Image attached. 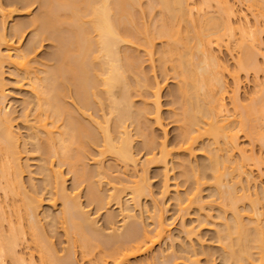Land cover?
I'll list each match as a JSON object with an SVG mask.
<instances>
[{
    "label": "bare ground",
    "instance_id": "obj_1",
    "mask_svg": "<svg viewBox=\"0 0 264 264\" xmlns=\"http://www.w3.org/2000/svg\"><path fill=\"white\" fill-rule=\"evenodd\" d=\"M147 1V6L143 8V0H11L9 4L16 7L10 9L12 8L10 6L9 10L6 11L5 8V10L3 9V4L0 0V12L2 10L5 11V13H0V16H2V21L0 22V46L9 42L8 28L6 26L8 20L6 22V19L11 17L16 10H20L18 7L27 8V10L35 5L39 7L33 16L30 17L28 15L30 19L28 23H15L14 26L11 24L13 26L11 33L13 38H22L25 34L24 31L26 32L25 29H28L27 27L29 26L30 28H35H33L34 30L31 28L35 32L32 39L30 38V45L25 46V49L12 46L8 48L7 53H2L0 47V192L3 193L2 196L0 194V264H7V261H11L10 264H18L16 262L23 264L26 254L21 251L20 253L24 255H19L18 247L22 244L24 245L25 237L29 236L28 234L31 235L32 239L30 245L32 242L31 246L33 247L30 248H34V250H31L32 254L34 251L37 252L36 255L39 254V264H73L70 258L73 259L75 257L72 253L76 254V248L80 249L76 250L81 252V258L87 260L88 264H128L131 258L148 252L156 243H159L158 241L164 235H167L168 227L170 228L168 225L170 224H166L167 220L165 219V221L163 218L165 211L163 212L164 209L161 208L165 205L160 206L161 203L158 205L155 202L157 206L155 205L154 207V212H156L154 216L155 214L156 216H152L156 226L151 229L153 231H149L147 223H145V216L143 218V213L146 210L142 206V198H148L147 195L152 191H150L152 183H149L150 176L147 175V168L149 169V165L154 162L164 163L167 167L168 157H171L170 155L173 154V151L172 149H167L169 146L166 145V139H163L161 143L159 139L157 142L156 139L158 137L154 139V134L152 136V131H149L152 128L150 129L146 122L148 120L147 117L151 113L153 114L154 112L158 117L160 115L161 101L157 83L156 89L152 88L154 90L152 93V98H154L153 107L149 105V101L147 103L148 99L146 98H144L146 100L143 101L142 105L136 104L138 100L136 101L135 97L137 95L146 97L148 94L145 93L146 91L150 93V85L153 83H151V77L149 78L146 76L147 74L145 75L146 71L144 72V69L142 71V66L144 65L141 59L145 57L142 56L141 58L137 54L139 51L135 52L132 49V45H135L136 49L137 46L145 47L143 50H145L146 54L149 52L151 57H153L154 46H156L154 43L159 39L164 42V46L160 47L161 52L159 53L161 70L168 74L167 70L170 68L172 70H170L171 73L173 72L179 84V99H176L177 111H175V121L179 123L178 126L180 125L181 143H179V147L185 149L186 153L187 150L191 151L188 152L193 156L195 152L193 149L194 146H198L196 145L198 140L204 137H207L208 140H206L207 142L205 140L202 142L201 140L205 144H200L201 149L202 147L204 148V153H207V156H205L207 157L206 163H203L200 167H195L192 166V161L183 162L181 159L183 162L181 164L184 166L183 170L180 169L182 171L181 175L185 177L186 183L192 182L195 184L193 185V187L195 186V192L193 190L192 193L196 197L195 201L198 200L199 204L197 203V207L198 205L200 207L206 205L204 203L206 200L200 199V186L203 189L204 184L202 183H208L207 181L205 182V179L212 181L210 185L213 184L212 196H214V199H211L214 201L211 199L210 201L213 204H219L221 212L218 211L220 213V220H218L222 221L223 219L222 222H215L219 226L215 230L218 238L216 239L219 241L218 243L222 244L220 248L223 249L224 263L264 264V191L263 193L260 192L262 195L260 193L258 195V191H254L256 194L254 193L255 197L253 198V190L250 187L251 180L248 181V178L247 180L245 179L248 186L244 188L247 190L241 191V189L244 190L243 187L240 188L238 186L242 181L241 176L249 174L245 168H247V165L249 166L248 162L251 161V156L239 146L240 134H242L241 136L245 135V138L248 136L249 140L253 141V144H251L252 150L256 145H254L255 142L258 145L260 144L261 150L264 149V85L261 87L257 83L260 90L258 88V91H255L258 93L254 94V98L251 97L250 101L248 100L250 102L248 104H242L239 95L240 73L252 72L254 75H258V72L261 73L264 70L263 66H261L262 64L259 65L260 62L257 57L260 54H258L259 50L254 47L256 46L254 45L256 41L260 42V37L258 38L257 36L259 33L255 32L256 30L254 32L251 30L253 26L249 25L253 24H248L249 22L243 26L241 25L240 28L238 27L241 21L238 22L239 25L235 23L236 20L234 21V18L238 12L235 7L233 8L234 5L229 0H199L198 3L196 2L197 0ZM213 2L217 4V7L212 5L214 4ZM243 2L250 8L247 7L250 11L249 13L253 12L256 19H258L256 22L260 23L259 20L264 19V0H243ZM211 6L214 9L217 8V10L215 9L216 12L209 11L212 8ZM143 13H145L144 17L147 13V15L151 16V19H156L153 26L149 23V25L142 23ZM143 21L146 22L144 19ZM238 28L240 32H237V36L236 30H239ZM257 28L259 27L257 26ZM47 41L55 43L54 46L56 47L55 51L49 54V60H52V64H44V68L39 66L41 69L36 68L37 72L34 68L37 64L33 66L32 63L31 65L32 58H30V55H34L36 46H40ZM224 42H226L225 44L232 42L229 47L232 48L233 46L235 51L237 49L240 52L239 55L237 54L238 52L236 53L238 58L236 57L235 70L233 69L231 71L232 74H229L235 81L233 90L228 86L224 75L227 72L225 70L229 69L226 66L228 64L223 63L226 64L223 65L220 55L218 56L216 52V48L221 47ZM140 48L138 49L140 50ZM8 61L14 64L18 70L19 68L21 69L19 71L24 74H20L22 75L20 77L29 79L33 98L31 97L32 100H27L22 118L25 117V120L28 121L29 115L33 113H29L28 107H32L30 110L34 111L35 121L33 122L35 123L30 125L32 132L30 131L31 133L29 134H32V136L27 135L31 137V140L34 139L33 142H36L35 150L44 154L45 161L43 162L51 166L48 167L46 164L44 166V163L40 162V165H43L42 167H46L43 170L45 173L43 175H46L47 181L44 183H47L48 187L50 186L49 184L54 182L56 188L54 184H51L56 191V193L54 191L55 195L53 196H55V200L60 199L63 204L60 213L52 218V223L59 221V223L61 222V225L59 224L60 227L65 225V229H63L66 230L67 243L71 245L70 251L68 247L66 258L58 255L52 241L49 239L50 236L48 237L51 232L49 234L47 232L49 229L46 230L48 227L46 226V228L43 225L45 223L42 224V219L38 213V209L41 208L39 204L41 203L42 205L38 195L40 193L37 192L38 194H35V191V196L31 194L36 189L35 185L33 186L31 183V188H33L32 191L29 190L31 193L28 195L29 192L23 181L24 166L20 162V154L24 151L21 152L22 142L20 143V141L23 139L21 137V140L19 135H17L19 131L16 133L14 130V117L8 110L9 96L5 92L6 84L3 83V78L1 77L5 72L3 66ZM228 72L231 73L229 70ZM17 79L19 81L22 80L21 78ZM259 83H262V81ZM228 88L233 94V98H231L234 104V114L233 111V116L230 114L232 117L228 114V103L225 101L229 92ZM152 98H149V100ZM70 100L72 103L68 102ZM76 105L78 106L76 107ZM158 117H156V120ZM158 120V122H162L160 117ZM151 126L153 127L152 123ZM139 137L143 138L141 140H143L145 147L150 152L153 151L151 149L154 148V145L156 149L157 143L162 145L161 150L159 149L161 151L159 158L153 156L151 159L149 157L150 159L147 160H150V163L144 159L146 164L144 162L142 164L140 160L142 165L137 162L139 161L137 159V157L139 158V153H137L138 150L137 152L134 150L137 144H134V142ZM27 140L28 142L31 141L28 138ZM22 146L27 147L26 143ZM95 147L100 148V150ZM93 148L97 149L98 153L95 169L89 168V164H87L89 162H87V159L92 156L91 149ZM25 150L27 151V149ZM262 151L264 152V150ZM236 153L237 156H235ZM105 154L116 157L117 159H114L115 163L121 160L126 164L132 163L133 166L134 164L137 167V164L143 166L140 169L141 175H139V171V174L136 173L138 177L135 178L136 175L132 171L134 174L131 175L134 176L131 177L135 179L130 176L128 178L123 176V179L116 177L118 181L120 179V183L118 185L113 183L115 181L114 177H111L113 173L109 174L111 170L108 171L109 167L107 165V169L105 168L103 157L100 156L102 159L99 157V155ZM189 154H186L185 158L187 155L191 157ZM259 158L261 161L263 160L261 156ZM53 159L58 161L60 168L59 166H54L55 169L53 168ZM186 159L184 161H187ZM41 160H43V157ZM48 160L51 162H48ZM262 164L264 165V163ZM61 165H67V169L69 168L73 172L76 179L75 189H78L82 183L88 185L89 202L97 204L99 209L96 208V210H103L107 206L109 208L113 202L116 207L119 206L118 209L121 212L119 213L122 215V220L119 223H123V225L121 224L123 229L120 228L115 215L111 212L106 216V221L108 222L106 223L112 229L110 233H106L104 228H100L97 225L99 220L94 216L95 214L91 215V213L85 211L86 209L83 208L84 204L79 199V194L74 196L68 191L67 180L64 178L65 174H63V170H60ZM136 166L134 167L136 169V171L134 169L135 172L138 171ZM124 167L126 169L129 168L128 165H124ZM43 171L41 168V172ZM165 172L164 175L168 174L165 178H169V173H167L166 169ZM119 177L122 178V176ZM165 178L164 180L167 181V178ZM31 182L35 183V181ZM105 182L107 183L104 187L109 185L106 192L101 187ZM167 186L168 183L165 187L169 191L170 188ZM166 188L162 189L164 194L165 192L166 194L169 193ZM249 190L252 192L250 193ZM238 193H240V196ZM164 194L162 195L164 196ZM250 194L253 196L250 197ZM178 195L179 192L175 197L177 201H175L178 209L179 207L182 209L181 205H184L183 203L188 195L185 193L186 196L184 197L186 198ZM3 196L4 198L2 199ZM126 196H128V200L124 202ZM249 197L250 204L246 201L250 205L249 210L251 209V213L246 211L249 212V215L246 213L248 215L246 220L243 216L245 212L240 210L244 209V207L242 205V208H240L239 202L246 198L249 199ZM188 198L190 201L193 199V197ZM241 204H244V202ZM9 208H12L11 211ZM186 208H184L186 210L185 213L189 209ZM137 209L141 211L135 212ZM184 209H182L183 212L185 211ZM109 210L107 209V211ZM104 211L106 212V210ZM227 211L231 213L232 216L229 214L231 217H228ZM119 213L116 215L119 216ZM139 213L140 216H138ZM46 216L44 215L43 217ZM49 217L51 216L46 218ZM46 218H44L45 221ZM207 219L205 218L206 221ZM139 220L141 223H139ZM199 222L201 223V219ZM47 223L49 224V222ZM192 244L190 245L192 246ZM192 247L193 249L196 248ZM186 251L191 253L192 249L190 248V251ZM187 252H181L183 257L185 256L184 254H188ZM194 252H192V255L195 258L197 254L194 255ZM202 252L206 251L202 249ZM160 253L164 257L166 256L163 251ZM190 255L188 254L185 258L191 261L193 256L189 259ZM32 256L34 257V255ZM180 256L179 258L183 259ZM214 256L212 255L210 259L208 258L209 263L212 264L211 257ZM27 257L29 258V256ZM33 257L29 258V261L26 260L27 263H25L26 261L24 263L38 264ZM164 257L162 256L161 258ZM75 259L74 261H77ZM152 259L154 261V257ZM196 259L195 261H197ZM171 260L172 258L168 261L171 262ZM21 261L22 263H20ZM138 261L135 260L137 264H143ZM177 261L174 263H177ZM162 263L169 264L164 260ZM145 264H150L149 259Z\"/></svg>",
    "mask_w": 264,
    "mask_h": 264
},
{
    "label": "rangeland",
    "instance_id": "obj_2",
    "mask_svg": "<svg viewBox=\"0 0 264 264\" xmlns=\"http://www.w3.org/2000/svg\"><path fill=\"white\" fill-rule=\"evenodd\" d=\"M11 0H1V2H2V4H3V9L5 8L6 9V11H8L9 9L8 8H10V6L12 7V8H10V9H14V7H16V6H12V4H9V2H10ZM194 1H196V0H194ZM198 1L199 0H197L196 2L198 3ZM147 0L145 1V0H143V8H145L146 6H147ZM215 2V1H214ZM213 2V3H214ZM229 2L232 4V5H234L233 6V8L235 7V10L238 12H236L237 14H236V17L234 18V21H235V23L237 24V25H239V21H241V23H240V25L238 26L239 28H240V26L242 25H245L247 22H249L248 24H253V25H249V26H253L252 28H251V30L254 32V30H256L255 32H258L259 34L257 35V33H256V35L258 36V38L260 37V39H259V41L260 42H257L256 41V44H254V45H256V46H254L255 48H257V50H259L258 51V59H259V65H261V66H263V68H264V21H262V20H264V19H262V20H259V22L260 23H258V21L256 22V20H258V19H256V16L254 15V13L253 12H251V13H249L250 11H249V7H248V5L247 4H245L244 2H243V0L242 1H240V0H229ZM243 2V3H242ZM230 4V5H231ZM9 5V6H8ZM213 6L215 5V7H217V4L216 3H214V4H212ZM231 5V6H232ZM145 6V7H144ZM212 7V6H211ZM249 9H248V8ZM18 8H20V10L18 9V10H16L15 12H13L12 13V15H11V17H9L8 19H6V22H7V20H8V22L6 23V26H7V34H8V40H9V42H7V43H5V44H2L3 45V47H2V45L0 46L1 47V52L2 53H7V51H8V48H10V47H12V46H16V47H21L22 49H25V46H29L30 44H29V42L31 43V39H32V36H33V34H34V32L35 31H33L31 28H30V26L29 27H27L28 29H25L26 30V32L24 31V35L22 36V38L21 37H19V38H17V37H15V38H13V36H12V31H13V29H12V27L14 26V24L15 23H28V21L30 20L29 19V16L31 17V16H33L36 12H37V10H38V8L39 7H37V5H35V6H33L32 8H28V10H27V8L26 9H23V7H18ZM23 10H22V9ZM4 9V10H5ZM30 9V10H29ZM210 9V8H209ZM212 9H214L213 7L209 10V11H214V12H216V10H217V8H215L214 10H212ZM239 10V11H238ZM1 11V10H0ZM251 11H253L252 9H251ZM2 12H4L5 13V11H3L2 10ZM2 12H0L1 14H2ZM0 14V15H1ZM29 15V16H28ZM144 15H145V13H143V17H144ZM2 16H0V22L2 21V18H1ZM151 16L148 14L147 15V13H146V16L143 18L144 20H146V22L145 21H143V19H142V23L144 22L146 25H149V24H151L152 26H153V24H155V21H156V19H151L150 18ZM152 20V21H151ZM18 21V22H17ZM245 22V23H244ZM149 23V24H148ZM257 23V24H256ZM11 24L13 25V26H11ZM247 24V25H248ZM144 25V24H143ZM145 25V26H146ZM150 25V26H151ZM257 26L259 27V28H257ZM238 28V29H239ZM255 28H257V29H259V30H257V29H255ZM262 28V29H261ZM31 32V33H30ZM240 32V29L239 30H236V34H237V36H238V33ZM11 36H12V38H11ZM31 36V37H30ZM239 36H240V34H239ZM21 38V39H20ZM31 38V39H30ZM11 40H13V41H11ZM258 40V39H257ZM10 43V44H9ZM50 43V44H49ZM51 43H53V42H50V41H47V42H44V43H42V45H38L39 46V48H38V46H36V50H35V53H34V55H30V58H32L31 60V65H32V63H33V66L34 65H36L34 68L36 69V68H44L45 67V65L46 64H52V60L50 61L49 60V54L50 53H52V52H54L55 51V43H53V44H51ZM226 42H224V43H222L223 45H221V47H217L216 48V52H217V54H218V56L220 55V59H221V61H223L222 62V64L223 63H226V64H228V65H226V64H223V65H226L227 67V69L231 72V71H233V69L235 70V63H237L236 62V60H237V58H238V55H239V51H237V49H236V51L234 50V48H233V46H232V48H233V51H232V48L231 47H229V44H231L232 45V42L231 43H227V44H225ZM255 43V42H254ZM14 44V45H13ZM156 46H154V50H155V52H154V55H153V57H151V55H150V53L148 52L147 54L149 55H147L146 54V52H145V50H143L145 47H142V46H140V47H138L137 45V49L134 47L135 45H132L133 46V50L135 51V52H137V51H139V52H137V54L142 58V56L143 57H145V58H142L141 60H142V63H143V65L144 66H142V71H143V69H144V72H145V75L147 76V77H151L150 78V80L152 81L151 83H153L152 85H150V93H148L149 91H146V93L145 94H148V95H146V97H144V96H142V95H140V96H138L137 95V97H135V100L137 101H135L136 102V104L137 105H142L144 102V100H146V99H148L147 100V103H148V101H149V105H152L151 107H153V105L154 104H152V102L154 101V98H152L153 96V92H154V90H152V88H154V89H156V83H157V86L159 87V95H160V97H159V99H160V107H161V109H160V115H159V117H160V120L162 121V122H158L159 120V117L158 116H156L155 115V113L153 112V114L151 113L148 117H147V119L148 120H150V121H146L147 122V125H149L148 127L151 129V130H149L150 132H151V134H152V136H153V134H154V139H156L157 137V142L160 140V143L161 142H163V139L165 140L166 139V145L167 146H169L167 149H172V151H173V154L172 155H170L171 157H168L169 159H168V163H167V167H166V164H162V163H160V164H162V165H160L159 164V162H154V163H151L148 167H149V169L147 168V172H148V176H150V186L152 187V189H150V191H151V195L149 194V195H147L148 196V198L147 197H143L142 198V206L144 207V209L146 210L144 213H143V218H144V216H145V220H146V222L145 223H147V228H148V230L149 231H153V230H151V229H154L155 228V224H154V222H155V220H153L154 219V217L156 216V214H155V216H154V213H156V212H154V207H155V205H156V203H158V205L160 204V206L162 205H165V206H163V207H161L162 209H164L163 210V212L165 211V213H163L164 214V216H163V218H164V220L167 222L166 224L168 225V223L170 224V225H168V226H170V228L168 227V231H167V235H164V237L163 238H161L160 239V241H158L159 243H156L153 247H152V249H150L148 252H146V253H143V254H141V255H139V256H135V257H133V258H131L130 259V261H128V264H137V262H135V260L136 261H138L139 263H143V264H145V263H147L148 262V259H149V262H150V264H156V263H158V264H161V262H163V260L167 263H169V264H172V263H174L175 261H177V263H174V264H211V263H209L208 261H209V259H210V256H214V254H216L214 257H211V260H212V264H223L224 263V260H223V249L222 248H220L221 247V243H218L219 241L217 240L218 238L216 237V228L217 227H219L218 225H216L218 222H222L223 221V219H222V221H219L220 220V217H219V215H220V213H218V211L219 212H221L220 211V207L218 206L219 204H216V203H214L213 204V202H211L210 201V199L212 198V199H214V196H212L213 195V184L212 185H210L211 184V182L212 181H209L208 179L206 180L205 179V182L207 181L208 183L206 184V183H202V184H204L203 185V189L201 188L202 186H200V194H201V196H200V194H199V196H200V199L201 200H203V201H205L204 203L206 204V205H203V206H199L198 205V207H197V203H198V200L197 201H195V198L196 197H194L193 195V190H194V187H193V185H195V184H193L192 182H189L190 183V185H189V183L187 182L186 183V179H185V177L183 176V175H181V170H183L184 168V166H182V164H183V162H191L192 163V166H201V165H203V163H206V161H207V157H205V156H207V153L205 152L204 153V148L202 147V149H201V145L200 144H205V143H202V142H204V140H205V142H207L208 140H207V137H204V138H202L201 140H202V142H201V140H198V142L196 143V145H198V146H194V149L193 150H195V152H194V154H193V156H191L190 154H189V152H191V151H189V150H187V153H186V150L185 149H182V148H180L179 147V143H181L180 142V130H179V126H178V122L177 121H175V115H176V112L175 111H177L176 109H177V100L179 99L178 97V95H179V84H178V80H177V78L174 76V74H173V72L171 73V69L169 68L168 70H167V73L168 74H165L166 72L164 71V70H161V65H159V64H161V63H159L160 62V60H159V57H160V52H161V49H160V47L162 46H164V42L162 41V40H157V42L155 41V43H154ZM5 45V46H4ZM22 45H23V47H22ZM227 45H228V47L231 49V51H230V49L227 47ZM258 45V46H257ZM223 46H225V47H223ZM52 47H53V49H52ZM27 48V47H26ZM138 48H140V50L138 49ZM159 48V49H158ZM38 49V50H37ZM221 49V50H220ZM157 50V51H156ZM218 50H220V51H218ZM256 50V51H257ZM144 52H145V54H144ZM235 52V53H234ZM238 52V53H237ZM143 53V54H142ZM238 55H237V54ZM33 54V53H32ZM36 54V55H35ZM36 56V57H35ZM155 57V58H154ZM237 57V58H236ZM158 58V59H157ZM35 59H36V61H35ZM43 60H45V61H43V63H42V61ZM145 60V61H144ZM159 60V61H158ZM39 61H41V62H39ZM48 61V62H47ZM10 61H8V62H5V64L7 63H9ZM38 62V63H37ZM51 62V63H50ZM35 63V64H34ZM4 65L3 67H4V71H3V68H2V71L4 72L3 73V76H1L2 78H3V83H5L4 85L6 86V88H5V92L6 93H8L7 95L9 96H7L8 97V102H9V104H8V110L12 113V115H13V117H14V119H13V126H14V130L16 131V133H17V131H19V133L17 134V135H19V138L21 139V137H22V141H20V143L22 142L24 145H25V143H26V148L24 147V146H22L23 144L21 143V154H20V162L22 163V165L24 166V172H23V178H24V182H25V186H26V188H27V190H28V192H29V194L28 195H30V191H32V188H31V183L33 184V186L36 188H34L35 190H33L32 191V195H34L35 196V194L38 192V193H40V194H38L39 195V199L41 200L40 202H42V205H41V203L39 204L40 206H41V208H40V206H39V208L40 209H38V213L40 214V218L42 219V224L43 223H45V224H43L47 229L46 230H48L49 229V231H47L49 234H50V232H51V234L50 235H48V237H49V239L52 241V243H53V245H54V247H55V249L57 250V252H58V255L59 256H61V257H63V258H66L67 257V252H68V247H69V251H70V247H71V245L69 244V243H67L68 242V237L65 235L66 233H65V231L66 230H64L65 228H64V226L65 225H63V227L61 226H59V224L61 225V222L59 223V221L57 222V221H54V223H52L53 221H52V218H54L56 215H58L59 213H60V211H61V209H62V207H63V204H62V201L60 200V199H57V200H55L56 198H55V196H53V195H55V193H56V191H55V184H54V182H53V184H54V187H52V185L51 184H49L50 186H48L47 187V183H44V182H46L47 180H46V178H45V176L46 175H43V173H44V171L43 170H45L46 169V167L44 168V167H42L43 165H40L41 163L40 162H42V163H44V166H45V164H46V162H43V161H45L44 160V154L43 153H41V152H37L35 149H36V142H35V145H34V142H33V140L34 139H32L31 140V137H29V136H32V134H29V133H31L32 131H31V129H30V125H32L33 123H35V122H33V121H35V116H34V111H31L30 110V108H32V107H28L29 108V111L26 109V111H28L29 113H32V115H29V117H28V121L27 120H25V117L24 118H22V116H23V114L22 113H24V110H25V104H26V102H27V100L29 101V99H31L32 100V98H33V95L31 96V86H30V83H29V79L27 78V79H25L24 77H20V76H22L24 73H21V71H19V70H21L20 68H19V70L15 67V65L14 64H11V62L8 64V65ZM43 65V67H42V65ZM45 64V65H44ZM234 64V65H233ZM10 66V67H9ZM40 66V67H39ZM232 67V68H231ZM40 68V69H41ZM262 68V67H261ZM39 69V70H40ZM231 69V70H230ZM17 70H18V72H17ZM37 70V69H36ZM171 70V71H170ZM228 70H225V71H227L228 72ZM163 71V72H162ZM168 71H170V72H168ZM23 72V71H22ZM37 72H38V70H37ZM226 72V73H227ZM225 73V72H224ZM224 74L225 75V79H226V81H227V84H228V86L231 88V90H233V87H234V85H235V81H234V78H232V76H230L229 74H232V72L231 73H227V74ZM20 74H22V75H20ZM173 74V75H172ZM18 75H19V77H18ZM143 75V74H142ZM227 75V76H226ZM259 75V76H258ZM258 75H254V73H252V72H249V73H247V72H242V73H240V79H241V81H239L240 83H239V95H240V97H241V102H242V104H248V102L250 101L249 99L251 98V97H253L254 96V94H256V93H258V92H255V91H258L257 89L259 88V90H260V87H259V85L262 87V85H264V70L260 73V72H258ZM143 77H144V75H143ZM15 78H16V80H15ZM17 78H21L22 80H18ZM176 78V79H175ZM28 80V81H27ZM260 80V81H259ZM19 81V82H18ZM257 81V82H256ZM262 81V83H259V82H261ZM21 82V83H20ZM159 83H160V85H159ZM259 85H258V84ZM257 85H258V87H257ZM7 89V90H6ZM147 90V89H146ZM149 90V89H148ZM228 90H229V92H228V94H227V98H226V102L228 103L227 104V106H228V108H229V110H228V114L230 115H232L233 116V114H234V104H233V100H232V98H233V94H232V92H231V90L228 88ZM8 91V92H7ZM152 91V92H151ZM33 94V93H32ZM253 94V95H252ZM29 95V96H28ZM144 95V94H143ZM147 96H148V98H147ZM150 96V97H149ZM30 97V98H29ZM32 97V98H31ZM138 97H141V98H138ZM232 97V98H231ZM144 98H146V99H144ZM149 98H152V99H150L151 100V102H150V100H149ZM254 98V97H253ZM70 99V98H69ZM177 99V100H176ZM24 100V101H23ZM72 100V99H71ZM68 101L69 103L71 102L72 103V101ZM249 100V101H248ZM252 100V99H251ZM73 101H75L74 99H73ZM76 102V101H75ZM250 103V102H249ZM75 104H77V103H75ZM78 105H76V107H77ZM227 108V109H228ZM25 111V112H26ZM231 111V112H230ZM232 111H233V114H232ZM157 114V113H156ZM230 115V116H231ZM231 116V117H232ZM152 117V118H151ZM156 117H158L157 118V120H156ZM174 118V119H173ZM24 119V120H23ZM152 119V120H151ZM153 119H154V121H153ZM25 121H27V123H25ZM150 122V123H149ZM151 123H152V125H153V127L151 126ZM161 123V124H160ZM15 124V125H14ZM28 124V125H27ZM264 124V123H263ZM27 125V126H26ZM28 126H29V128H28ZM264 126V125H263ZM264 128V127H263ZM28 129H30V130H28ZM163 130V131H162ZM31 131V132H30ZM165 131V132H164ZM155 132V133H154ZM166 133V134H165ZM24 134V135H23ZM29 136H28V135ZM242 134H240V138H239V143H240V145L239 146H241L243 149H245L246 150V152H247V154L248 155H250L251 157H250V160L251 161H249L248 162V164H249V166L247 165V168H245V170L246 171H248V173L249 174H243V177L241 176V180L243 181V179H244V181L242 182L241 181V183H239L238 184V186L241 188V187H243V189L244 188H246L247 186H248V183H247V178H248V181H250V183H251V185H250V187H252L251 188V190H253V192L252 191H250V193L252 192V194L254 195H252V194H250L249 196L250 197H252L253 196V198L255 197V192L256 191H258L257 192V194L259 195V193L261 192V193H263V191H264V165L262 164V163H264V154H262V153H264L262 150H264V149H262L261 150V146H260V144L258 145V143L257 142H255L254 143V145L256 144V145H258V146H254L253 148V150H252V148H251V144H253V141H251V139L249 140V137L247 136L246 138H245V135H243V136H241ZM167 136V137H166ZM135 137H138V136H135ZM134 137V138H135ZM156 137V138H155ZM26 138V139H25ZM27 138L29 139V140H31V141H29L28 142V140H27ZM141 138L142 137H139V138H136L135 139V142H134V144H136V149H134V150H136V152H137V150H138V152L137 153H139V158L137 157V159H139V161H137L139 164H140V160L142 161L141 163L142 164H146V162L147 161H149V163H150V160H147V159H150L151 157L153 158V156L154 157H158L159 156V154H160V150H161V147H162V145L159 143H157L156 141H155V143H157V146H156V149H155V145H154V148L153 149H151V150H153V151H151L150 152V150L149 149H147V147H145V145H144V142H143V140H141ZM140 139V140H139ZM143 139V138H142ZM159 139V140H158ZM241 139V140H240ZM207 140V141H206ZM24 141H27V142H25L24 143ZM142 141V142H141ZM251 141V142H250ZM31 142V143H30ZM32 142H33V144H32ZM250 142V143H249ZM154 143V144H155ZM28 144H29V146H28ZM143 145H144V147H143ZM159 145H161V146H159ZM205 146V145H204ZM24 147V148H23ZM134 147V148H135ZM158 147H160V148H158ZM240 147V148H241ZM95 148H97V147H95ZM95 148H93V149H91V154H92V156H90V158H88L87 159V164H89V168H91V169H95L96 168V159H97V157H98V153H97V149H99L100 150V148H97V149H95ZM197 148H199V149H197ZM258 148H260V149H258ZM25 149H27V151L25 150ZM160 149V150H159ZM257 149V150H256ZM29 150V151H28ZM149 150V151H148ZM255 150V151H254ZM155 151V152H154ZM189 151V152H188ZM94 152V153H93ZM142 152V153H141ZM146 152H148V153H146ZM238 152V151H237ZM41 154L43 155L42 157H43V160H41ZM186 154H189L191 157H192V159H191V157H189L188 155H187V157L186 158H188V159H186L185 158V155ZM239 155V154H238ZM100 156H102L103 157V159L100 157ZM142 156V157H141ZM235 156H237V153H236V155ZM253 156V157H252ZM258 156V157H257ZM259 156H261L262 158H263V162L261 161V159L259 158ZM40 157V158H39ZM99 157L103 160V164L105 165V168H106V165H107V167H109L108 168V171L109 170H111V171H109V174L111 175V173H113L112 174V176L111 177H114L113 179H115V181L113 182V183H117V185H118V183H120V179H123V176H125L124 178H128L129 176L131 177V176H134V175H136V177L135 178H137L138 176H137V174H139L138 172L140 171V174L139 175H141V168L143 167V166H140V165H142V164H137L138 165V167L134 164V166H133V164L132 163H130V164H126V163H123L121 160H120V162H117V163H115V160L114 159H117L116 157H114V156H112V155H99ZM150 157V158H149ZM93 158V159H92ZM94 158H95V160H94ZM151 158V159H152ZM159 158V157H158ZM237 158V157H236ZM239 158V157H238ZM252 158H253V160H252ZM101 159H99V160H101ZM144 159H145V161H144ZM183 160V162H182V160ZM187 160V161H184V160ZM254 159H256V160H254ZM260 159V160H259ZM54 160V161H53ZM52 161H53V168H54V166L55 167H58L59 166V168H60V165L58 164V161L56 160V159H53ZM180 160V161H179ZM189 160V161H188ZM56 161H57V163H56ZM98 161V160H97ZM179 161V162H178ZM196 161H198V162H196ZM204 161V162H203ZM260 161V162H259ZM48 162H51V161H49L48 160ZM47 162V163H48ZM92 162V163H91ZM95 162V163H94ZM144 162V163H143ZM196 162V163H195ZM182 163V164H181ZM196 165H195V164ZM199 163V164H198ZM254 163L256 164L255 166H254ZM260 163V164H259ZM51 164V165H52ZM58 164V165H57ZM94 164V165H93ZM169 164V165H168ZM179 164L181 165L180 167H179ZM194 164V165H193ZM198 164V165H197ZM252 164H253V166H252ZM46 165H48V164H46ZM111 165H112V167H111ZM124 165L126 166V165H128V169H126V167H124ZM251 165V166H250ZM50 166V164L48 165V167ZM116 166V167H115ZM118 166V167H117ZM123 166V167H122ZM136 166V168H138V171L137 172H135L136 171V169L134 168ZM169 166V167H168ZM51 167V166H50ZM166 167V168H165ZM246 167V166H245ZM256 167V168H255ZM41 168H42V171L43 172H41ZM44 168V169H43ZM116 170H115V169ZM164 169V171H163V169ZM172 168V169H171ZM55 169V168H54ZM107 169V168H106ZM114 169V170H113ZM117 169H118V171H117ZM123 169V170H122ZM134 169H135V171H134ZM165 169H166V171H167V173H169V178H167V181L166 180H164V178H165V176L166 175H168V174H166V175H164V173H166L165 172ZM181 169V170H180ZM37 170H38V172H37ZM61 171L63 170V174H65L64 175V178L67 180H65L66 181V186H67V189H68V191L70 192V193H72V195H77V194H79V196H80V200H82L81 202L84 204L83 205V208H85L86 210L85 211H87V212H89V213H91V215H94L96 218H97V220H99V222H98V226H100V228H104L105 229V232L106 233H110V231H112V229L110 228V226H109V224L107 225V221H106V216H108L107 214L108 213H112V214H114L115 215V219H116V221L119 223L121 220H122V215L120 214L121 212H120V210L118 209L119 208V206H117L116 207V204L114 203H112V204H110V206H109V208H110V210H112V211H110L109 210V208H108V206L106 207L109 211H107V209L105 208V209H100V210H96V208H97V204L96 203H90L89 201V198H88V191H89V189H88V185L86 184V183H82L81 185H80V187L78 188V189H75L74 188V185H75V176H74V174H73V172H71L70 170H69V168L67 169V165H61V169H60ZM149 170V171H148ZM180 170V171H179ZM47 171V170H46ZM128 171V173H126ZM131 171V172H130ZM135 173H133V172ZM142 171H143V169H142ZM123 172H125L126 173V175H125V173H123ZM130 172V173H129ZM137 173V174H136ZM143 173V172H142ZM45 174V173H44ZM119 174V175H118ZM122 174H124V175H122ZM129 174V175H128ZM131 174H134V175H131ZM183 174V173H182ZM114 175V176H113ZM181 175V176H180ZM119 176H122V178L121 177H119ZM245 176V177H244ZM116 177L117 178H120L119 179V181H118V179H116ZM184 179H182V178ZM45 178V179H44ZM132 179L134 178V177H131ZM134 178V179H135ZM165 178V179H166ZM169 179V180H168ZM246 179V180H245ZM31 181H35V183L34 182H31ZM107 181V180H106ZM116 181H118V182H116ZM165 181V182H164ZM256 182V183H255ZM107 182H105V183H103V186H101V187H103V190L106 192L108 189H107V187L109 188V185H107V187H104L105 186V184H106ZM164 183H166V184H164ZM167 183H168V186L167 187H169L170 188V190L168 191L167 189L168 188H166L165 186L167 185ZM247 185H246V184ZM249 183V184H250ZM30 184V185H29ZM37 184V185H36ZM44 184V185H43ZM242 184V185H241ZM46 185V186H45ZM45 186V187H44ZM119 186H120V184H119ZM211 186V187H210ZM246 186V187H245ZM257 186V187H256ZM37 187H38V190H37ZM73 187V188H72ZM105 188V189H104ZM166 188V190L169 192L168 194H166V192H165V194L166 195H168V196H166L164 193H163V190ZM239 188V189H240ZM163 189V190H162ZM257 189V190H256ZM27 190H26V192H27ZM30 190V191H29ZM77 190V191H76ZM245 190H247V189H244V190H242L241 189V191H245ZM36 191V192H35ZM54 191H55V193H54ZM186 191V192H185ZM240 191V190H239ZM249 191H248V193H249ZM255 191V192H254ZM27 192V193H28ZM34 192H35V194H34ZM178 192H179V195H182V197H184V196H186L185 195V193L188 195L187 196V198L186 197H184V198H186L185 199V202L183 203L184 205H181L182 206V209H184L185 207H187V208H189L188 209V211H187V213H185L186 212V210L183 212V210L182 209H180V207H179V209H178V205H177V200H176V196H177V194H178ZM194 192H195V190H194ZM212 192V193H211ZM241 193H244V192H241ZM255 193V194H254ZM260 193V194H261ZM0 194H1V196L3 195V193H1L0 192ZM154 194V195H153ZM162 194H164V196L162 195ZM189 194H191V195H189ZM245 194V193H244ZM178 195V196H179ZM209 195V196H208ZM238 195L240 196V193H238ZM262 195V194H261ZM1 196H0V199H1ZM166 196V197H165ZM208 196V197H207ZM127 197V198H126ZM124 199V202L126 201V200H128V196H126ZM188 197H190V198H192L193 197V201L191 200L190 201V199L188 198ZM210 197V198H209ZM250 197H249V199H245V200H241L242 202H244V204H241L242 202L240 201L239 202V207L240 208H242V205H243V207H244V209H240L241 211H244L245 213L243 214V216L246 218V220H247V218L248 217H246V216H248L249 215V212H246V211H250L249 210V204H250V202H249V200H250ZM4 198V196L2 197V199ZM42 198V199H41ZM163 198V199H162ZM209 198V199H208ZM188 199V200H187ZM211 199V200H212ZM161 200V201H160ZM176 200V201H175ZM187 200V201H186ZM207 200H209L208 202H207ZM248 201V203H247V201ZM190 201V202H189ZM194 201H195V203H194ZM212 201H214V200H212ZM246 201V202H245ZM156 202V203H155ZM202 202V201H201ZM155 203V204H154ZM186 203V204H185ZM189 203H191V204H189ZM195 205H194V204ZM203 202H202V204H204ZM189 204V205H188ZM199 204V203H198ZM208 204V205H207ZM214 205V206H212V205ZM113 205H115V206H113ZM188 205V206H187ZM157 206V205H156ZM206 208H205V207ZM246 206H248V207H246ZM10 207V206H9ZM112 207V208H111ZM148 207V208H147ZM165 207V208H164ZM203 208V209H200V208ZM213 207V208H212ZM218 207V208H217ZM157 208V207H156ZM186 208V209H187ZM212 208V209H211ZM216 208V209H215ZM247 208V210H245ZM10 209V211H11V209L12 208H9ZM9 209H7V211H9ZM97 209H99V208H97ZM166 209V210H165ZM104 210H106V212L104 211ZM181 210V211H180ZM40 211H42V212H40ZM93 211V212H92ZM95 211H96V213H95ZM139 211H141V210H139ZM138 211V209L135 211V212H139ZM155 211H157L156 209H155ZM240 211V212H241ZM51 212V213H50ZM120 212V213H119ZM150 214H148V213ZM158 212V211H157ZM228 213H227V215H228V217H231L232 215H231V213H229V211H227ZM230 212H232L231 210H230ZM93 213V214H92ZM120 214L119 216L118 215H116V214ZM243 213V212H242ZM248 215H247V214ZM250 213H251V211H250ZM41 214H42V217H41ZM53 216H52V215ZM106 214V215H105ZM138 214V213H137ZM205 214H206V216H205ZM229 214L231 215V216H229ZM46 216V217H48V216H51V217H49V218H46V217H43V216ZM97 215V216H96ZM154 217H153V216ZM217 215H218V217H217ZM251 215V214H250ZM105 216V217H104ZM117 216H118V218H117ZM138 216H140V213H139V215ZM150 218H149V217ZM208 216V217H207ZM153 217V218H152ZM199 217H200V219H201V223L199 222L200 221V219H199ZM203 217V218H202ZM44 218H46V221H45V219ZM121 218V219H120ZM205 218L207 219V221L205 220ZM105 219V220H104ZM118 219V220H117ZM137 219H139V218H137ZM149 219H151V220H149ZM216 219V220H215ZM219 219V220H218ZM149 220V221H148ZM202 220H204L203 221V223H202ZM50 221H51V223H50ZM148 221V222H147ZM153 223H152V222ZM211 221V222H210ZM47 222H49V224L47 223ZM56 222V223H55ZM107 222V223H106ZM215 222H217V223H215ZM47 223V224H46ZM139 223H141L140 222V220H139ZM205 223H207V224H205ZM53 224V225H52ZM121 224L123 225V223L121 222V223H119L118 225L120 226V228H122L123 226H121ZM143 224V223H142ZM50 227H49V226ZM106 225V226H105ZM184 225V226H183ZM52 226V227H51ZM109 226V227H108ZM186 226V227H185ZM215 226V227H214ZM52 228V229H51ZM64 228V229H63ZM119 228V229H120ZM150 228V229H149ZM123 229V228H122ZM191 229L192 230V232H190L189 230ZM218 229V228H217ZM53 230V231H52ZM187 231V233L189 234H187V233H185V231ZM169 232V233H168ZM184 232V233H183ZM47 233V234H48ZM193 233V234H192ZM166 234V233H165ZM27 235V234H26ZM29 236H26L25 238V241H24V245L22 244L20 247H18V251H19V255H21L22 256V254L24 253V254H26V256H25V261L26 260H28L29 258H32L31 257V255H34V257L33 258H35L34 259V261L36 262V263H38L39 264V261H38V255L39 254H37L36 255V253L37 252H35L34 251V253L32 254V252H31V250H34V248H30V247H33V246H31L32 245V242H31V245H30V241H32V239H31V235L30 234H28ZM166 236V237H165ZM28 237V238H27ZM217 238V239H216ZM29 239H31V240H29ZM163 240V241H162ZM193 243V244H192ZM184 244V245H183ZM186 244V245H185ZM190 244H192V246H194V247H196L195 249H193V247L190 245ZM29 245V246H28ZM70 245V246H69ZM57 246V247H56ZM182 246H184V247H186L185 249H184V247H182ZM188 246H189V248H188ZM181 247V248H180ZM223 247V246H222ZM65 248H67V249H65ZM188 248V249H187ZM190 248L192 249V251H191V253L190 252H187L186 250H188V251H190ZM21 249V250H20ZM23 249V250H22ZM29 249V250H28ZM76 249H78V248H76ZM75 249V252H76V254H73L72 252V255L73 256H75L73 259L72 258H70V261L73 263V264H88V261L87 260H85V259H83V258H81L82 256H81V252L79 251L78 252V250H80V249H78V250H76ZM202 249H203V251H206V252H202ZM205 249V250H204ZM222 249V251H220ZM73 250V249H72ZM185 250V251H184ZM23 252V253H20V252ZM164 252V254L166 255L165 257H164V255H162L160 252ZM195 251V252H194ZM74 252V251H73ZM176 252H177V255H176ZM178 252H180L179 254H178ZM181 252L183 253V252H187L189 255H190V257H188L189 259H191L192 258V252H194L195 254L194 255H196V257L194 258V256H193V258L192 259H194V260H192L191 259V261L190 260H187L185 257L188 255H186V254H184L185 256L183 257V255L181 254ZM207 252H208V254H207ZM210 252H212V253H210ZM31 253V254H30ZM70 253V252H69ZM23 254V255H24ZM212 254V255H211ZM179 255H181L182 256V258L184 259H180L179 258ZM27 256H29V258L27 257ZM68 256H70L69 254H68ZM80 256V257H79ZM164 257V258H161V257ZM180 256V257H181ZM27 257V258H26ZM154 257V261H153V258ZM76 258V259H75ZM161 258V259H160ZM170 258H172V260H171V262H169L170 261ZM176 260H175V259ZM179 258V259H178ZM197 258V259H196ZM209 258V259H208ZM213 258V259H212ZM74 259L75 260H77V261H74ZM195 259L197 260V261H195ZM10 260V259H9ZM30 260V259H29ZM28 260V261H29ZM144 262H143V261ZM156 260V261H155ZM158 260V261H157ZM162 260V261H161ZM169 260V261H168ZM174 260V261H173ZM24 261V262H25ZM161 261V262H160ZM11 262V261H10ZM10 262H8L7 261V264H10ZM23 262V264H25V263H27V261L24 263ZM130 262V263H129ZM153 262V263H152ZM160 262V263H159ZM196 262H198V263H196ZM211 262V261H210ZM223 262V263H222ZM16 263H18L19 264V262H16ZM20 263H22V261L20 262ZM11 264H13V263H11ZM163 264V263H162ZM225 264V263H224Z\"/></svg>",
    "mask_w": 264,
    "mask_h": 264
}]
</instances>
